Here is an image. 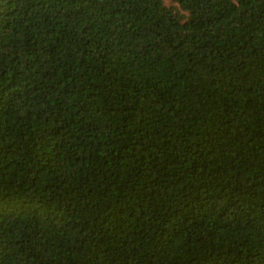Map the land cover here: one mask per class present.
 I'll use <instances>...</instances> for the list:
<instances>
[{
    "label": "trees",
    "instance_id": "obj_1",
    "mask_svg": "<svg viewBox=\"0 0 264 264\" xmlns=\"http://www.w3.org/2000/svg\"><path fill=\"white\" fill-rule=\"evenodd\" d=\"M0 264H264V0H0Z\"/></svg>",
    "mask_w": 264,
    "mask_h": 264
}]
</instances>
